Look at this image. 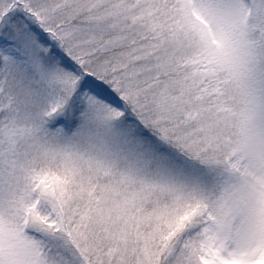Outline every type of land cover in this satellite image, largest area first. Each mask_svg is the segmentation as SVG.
I'll return each mask as SVG.
<instances>
[{"label":"snow or ice","instance_id":"snow-or-ice-1","mask_svg":"<svg viewBox=\"0 0 264 264\" xmlns=\"http://www.w3.org/2000/svg\"><path fill=\"white\" fill-rule=\"evenodd\" d=\"M0 264H264V0H0Z\"/></svg>","mask_w":264,"mask_h":264}]
</instances>
